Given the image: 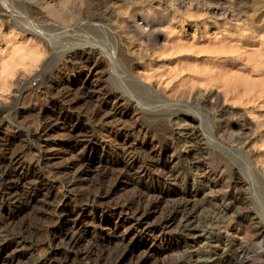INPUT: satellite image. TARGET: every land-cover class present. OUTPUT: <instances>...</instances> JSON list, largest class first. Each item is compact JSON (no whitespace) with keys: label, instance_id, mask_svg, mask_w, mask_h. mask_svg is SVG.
I'll return each instance as SVG.
<instances>
[{"label":"rangeland","instance_id":"1","mask_svg":"<svg viewBox=\"0 0 264 264\" xmlns=\"http://www.w3.org/2000/svg\"><path fill=\"white\" fill-rule=\"evenodd\" d=\"M0 264H264V0H0Z\"/></svg>","mask_w":264,"mask_h":264},{"label":"bare ground","instance_id":"2","mask_svg":"<svg viewBox=\"0 0 264 264\" xmlns=\"http://www.w3.org/2000/svg\"><path fill=\"white\" fill-rule=\"evenodd\" d=\"M73 2V1H72ZM71 6V5H70ZM74 6V5H73ZM89 8V7H88ZM88 12V11H87ZM96 12V11H95ZM53 13H54V11H53ZM64 14V13H63ZM128 14V13H127ZM131 14H133V13H131ZM151 13H149V15H150ZM128 15H130V14H128ZM55 16V15H54ZM126 16V15H125ZM133 16V18L135 17L134 15H132ZM152 16L154 17V21L153 22H156L155 20L156 19H158L159 21H158V23L160 22V20H162V19H159V18H161L162 17V15H156L155 13H152ZM123 17V16H122ZM127 18H128V16H126ZM126 17H124V19L126 18ZM131 17V16H130ZM121 18V17H120ZM166 18V17H165ZM123 19V20H124ZM132 19V18H131ZM122 20V19H121ZM127 20H129V19H127ZM164 20V19H163ZM65 21H66V19H65ZM150 21V20H149ZM153 22H152V24H153ZM162 22V21H161ZM173 22V21H172ZM122 23V22H121ZM120 23V24H121ZM129 23V22H128ZM127 22H126V25H124V24H122V26L124 25V27L125 26H130L129 24H128ZM157 23V24H158ZM131 24V23H130ZM160 24V23H159ZM56 25V24H55ZM158 26V25H157ZM156 26V27H157ZM136 27V26H135ZM155 27V28H156ZM126 28V27H125ZM130 28V27H129ZM159 28V27H158ZM161 28V27H160ZM160 28H159V30H160ZM157 29V28H156ZM135 30V29H134ZM153 30H154V28H153ZM159 30H156V34L154 35V40L155 39H158V37L159 36H163L164 34H167L168 33V31H167V33H166V31H164V32H162V31H159ZM33 32V31H32ZM40 32H42V31H40ZM170 32H172V31H170ZM33 33H35L36 34V32L34 31ZM39 33V32H38ZM155 33V32H154ZM153 33V34H154ZM54 34V33H53ZM169 34V33H168ZM55 35V34H54ZM171 35V34H170ZM168 36V35H167ZM47 40H49V39H47ZM166 40V39H165ZM51 41V40H50ZM52 43H53V41H51ZM155 42V45L157 44V42H156V40L154 41ZM166 42V41H165ZM164 42V43H165ZM168 43V42H167ZM56 44V43H55ZM163 44V43H162ZM165 45V44H164ZM173 45V44H172ZM159 46H160V44H159ZM170 46V45H169ZM164 47H168V45L167 46H164ZM155 48V47H154ZM91 49L92 50H95V48L94 47H91ZM108 51V50H107ZM109 52V51H108ZM78 53V52H77ZM73 54V53H72ZM124 54V53H123ZM107 55H108V58L110 59V61H112V63H113V67H112V70H115V71H113V72H116V69H117V64H119V61H120V58H117V56H116V54H114V53H107ZM66 57V56H65ZM124 59V58H123ZM126 59V58H125ZM129 62V61H128ZM121 63V62H120ZM129 64V63H128ZM114 68V69H113ZM128 69V68H127ZM120 72H121V70H120ZM125 72V71H124ZM133 78V77H132ZM135 78V77H134ZM138 78V77H137ZM133 82H134V80H132ZM136 81L137 82H139V79H136ZM141 81V80H140ZM136 83V82H135ZM140 83V82H139ZM131 84V83H130ZM133 84V83H132ZM138 83H136V85H137ZM142 84V82L140 83V85ZM135 85V84H134ZM146 86V85H145ZM120 87V86H119ZM119 87H117V88H119ZM130 87V86H129ZM137 87H138V85H137ZM140 88L142 87V85L141 86H139ZM143 87H144V85H143ZM123 88V87H122ZM126 88V87H125ZM125 88H123V89H125ZM150 88H151V86H150ZM153 88V87H152ZM121 88H119L118 90H120ZM130 89H132V88H130ZM129 89V90H130ZM155 89V88H154ZM118 90H115L116 91V94L114 95V100L116 99L117 101V103H118V101H120V100H122V99H126L128 102H135V101H133V93L132 92H129V93H127V95H128V98L127 97H125V93L124 92H127V91H125L124 90V92H122L121 94L120 93H117V91ZM141 90V89H140ZM121 91H123V90H120V92ZM144 91V90H143ZM158 91V90H157ZM119 92V91H118ZM136 92H138V91H136ZM124 93V94H123ZM135 93V92H134ZM145 93V92H144ZM158 93H160V92H158ZM135 95V94H134ZM136 96V95H135ZM157 96V95H156ZM139 97V96H138ZM160 98H161V95L159 96ZM162 97H163V94H162ZM160 98H156L157 100L158 99H160ZM136 100V99H135ZM109 104V103H108ZM108 104H107V106H108ZM164 104V103H163ZM162 106V105H161ZM177 106V105H176ZM160 107V106H159ZM179 107V106H178ZM111 109V108H110ZM157 109V108H156ZM170 109V108H169ZM179 109H181V108H179ZM159 110V109H158ZM173 110V109H172ZM171 110V111H172ZM114 112V111H113ZM153 112V111H152ZM160 112V111H159ZM204 113V112H203ZM206 113V112H205ZM107 114V113H106ZM114 114V113H113ZM179 114V113H178ZM207 114V113H206ZM112 115L111 114H108V117H111ZM176 116V115H175ZM209 116V115H208ZM205 117V116H204ZM193 119H196L195 117H192ZM104 119V118H103ZM207 119V118H206ZM203 121V120H202ZM204 122H206V121H204ZM207 122H208V120H207ZM177 124H179L178 122H177ZM205 124V123H204ZM207 129H208V135H206L207 137H208V139H209V141H212V142H214L215 144H216V146H218V147H220V150L221 151H223L224 153H228V155L229 154H232L233 155V158H235L234 156V153H235V149H232L231 147H227L226 145H225V143L222 141V140H220L218 137H217V135H216V133H215V131H214V128H213V126H211L209 123H207ZM123 127V126H122ZM122 127H120L119 126V128H118V132L119 133H115V136H114V140L116 139L117 140V138H119L120 136H121V134L123 135V140L121 141V145H123V147L121 148V150H120V153L122 154L121 156L123 157V159H126L127 158V156H128V153H127V146H126V144L127 143H129L128 142V136H130V134H131V132H133V131H131L130 132V130L128 129V127L127 126H125V127H127V129L124 127V128H122ZM134 130V129H133ZM203 131V130H202ZM198 132V131H197ZM199 133H200V131H199ZM106 134V133H105ZM133 134V133H132ZM78 135V134H77ZM111 135H113V133H112V131H108V136H111ZM107 136V137H108ZM132 136V135H131ZM202 136V135H201ZM203 136H204V134H203ZM73 137V136H72ZM71 137V138H72ZM206 137V138H207ZM211 142V143H212ZM120 145V146H121ZM128 145V144H127ZM129 146V145H128ZM201 148V147H200ZM119 149H120V147H119ZM130 149V148H129ZM202 149V148H201ZM220 151V152H221ZM129 152V151H128ZM222 152V153H223ZM240 153V152H239ZM238 153V154H239ZM115 154V153H114ZM130 156V155H129ZM128 156V157H129ZM219 156H221V154H219ZM225 156V155H224ZM222 157V156H221ZM231 157V156H230ZM246 157V156H245ZM225 158V157H224ZM237 158H239V157H237ZM244 159H246V158H244ZM128 160V159H127ZM14 161V160H13ZM15 161H17V160H15ZM130 161V160H129ZM181 161V160H180ZM243 161V160H242ZM245 161V162H244ZM243 161V163H244V165H245V167L244 168H246V171L247 172H249V173H247L248 174V176H246V178L244 179L243 177H240V179H241V182H246V179L248 178V182L247 183H250V184H252V182H253V179L255 178V176H256V172L254 171V169L252 168V166H251V164H250V162H249V160H244ZM20 162H22V161H20ZM77 162H79V160H77V161H75V162H71V163H69L68 164V166H67V168H70V167H73L74 165H76V163ZM11 163H13V162H11ZM79 164V163H78ZM126 165V164H125ZM173 165V164H172ZM16 166V165H15ZM18 166V165H17ZM84 166V165H83ZM158 166V165H157ZM160 166V165H159ZM29 167V166H28ZM172 167V166H171ZM170 167V168H171ZM68 170V169H67ZM164 170V169H163ZM143 172H145V170L143 171ZM149 172H151V171H149ZM136 173H137V171H136ZM78 175V174H77ZM138 176H139V174H138ZM140 176H142V175H140ZM80 177V176H79ZM142 178V177H141ZM74 183V182H73ZM79 183H81V182H79ZM262 186V185H261ZM206 188V187H205ZM204 189V188H203ZM210 189V188H209ZM204 192H206V191H204ZM94 195V194H93ZM143 195V194H142ZM82 197V196H81ZM140 199H141V197H140ZM139 199V200H140ZM46 200V199H45ZM79 200V199H78ZM77 200V201H78ZM97 200H98V198H97ZM48 201V200H47ZM61 201V200H60ZM142 201H144V200H142ZM141 201V202H142ZM56 202V201H55ZM99 202V201H98ZM101 202V201H100ZM48 203V202H47ZM49 203H50V201H49ZM53 203V202H52ZM118 204V203H117ZM51 205H53V204H51ZM99 205V204H98ZM122 205V204H121ZM120 205V206H121ZM55 206V205H54ZM124 206H125V204H124ZM123 206V207H124ZM47 208V207H46ZM51 208V207H50ZM47 210H49V209H47ZM120 210V209H119ZM126 210V209H125ZM217 210H218V212L220 213V214H222V215H224L225 213H224V208H222V207H220V206H217ZM54 211V210H53ZM63 211H65L64 209H60V211H59V213H58V215H59V217H61L62 216V212ZM113 208H111V207H105L104 206V208H101V213H102V215H110V214H113ZM119 212V211H118ZM54 213V212H53ZM52 213V214H53ZM56 213V212H55ZM121 213V212H120ZM54 215V214H53ZM51 217H53V216H51ZM139 218H140V216H139ZM52 219V218H51ZM57 221H58V219H57ZM173 221V219H170V220H168V221H166V223L163 225V227L162 228H167L170 224H171V222ZM53 222V221H52ZM55 222V221H54ZM99 223V222H98ZM51 229V228H50ZM54 233H55V231H54ZM219 234L222 236V237H224L225 235L222 233V232H219ZM218 234V235H219ZM54 235V234H53ZM227 237V236H226ZM224 239V238H223ZM50 240L48 239V242H49ZM173 243V242H172ZM223 245H224V243H222ZM50 243L49 244H47L46 246L44 245L43 247H47V250H50ZM226 245H224V247H225ZM173 249H174V246H173V244H166L165 245V247L163 248V249H161V250H159L158 252H159V255L160 254H162V255H164V254H167V253H169V252H171V251H173ZM46 250V249H45Z\"/></svg>","mask_w":264,"mask_h":264}]
</instances>
